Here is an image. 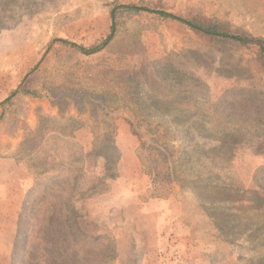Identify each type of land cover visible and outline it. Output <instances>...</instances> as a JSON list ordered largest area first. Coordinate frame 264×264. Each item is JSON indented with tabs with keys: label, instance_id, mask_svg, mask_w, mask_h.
Returning a JSON list of instances; mask_svg holds the SVG:
<instances>
[{
	"label": "rangeland",
	"instance_id": "obj_1",
	"mask_svg": "<svg viewBox=\"0 0 264 264\" xmlns=\"http://www.w3.org/2000/svg\"><path fill=\"white\" fill-rule=\"evenodd\" d=\"M117 4L264 38V0H0V103L30 91L4 116L0 108V264H17L20 215L44 155L58 157L50 175L66 170L85 194L82 229L116 244L111 264H264V208L253 195L264 191V67L251 51L216 48L147 14L120 18L113 42L93 56L59 43L103 41ZM140 126L166 133L180 158L173 188L156 185L168 200L152 197ZM39 129L51 134L37 151L25 142Z\"/></svg>",
	"mask_w": 264,
	"mask_h": 264
},
{
	"label": "trees",
	"instance_id": "obj_2",
	"mask_svg": "<svg viewBox=\"0 0 264 264\" xmlns=\"http://www.w3.org/2000/svg\"><path fill=\"white\" fill-rule=\"evenodd\" d=\"M144 14L153 15L162 20L177 21L192 31L210 37L216 48L238 47L251 51L254 60L264 67V38L254 37L244 31H234L228 25L213 19L184 18L157 7L143 5H114L110 11V32L100 43L91 47L65 40H60L59 43L83 55H96L104 51L115 39L118 25L121 22L120 18H124L126 21ZM29 92V90L14 91L9 98L1 102L2 116L6 113L8 105H14L16 98L30 95ZM78 100L81 102L79 104L86 105L89 103L90 97L88 93L82 92L78 96ZM106 102L108 101L104 100V103ZM96 107L99 110V105ZM2 122L3 120H0V124ZM12 124L17 129L19 120H14ZM62 132L63 130L60 133ZM50 134L51 131L46 134L39 129L35 133H30V136L34 137L25 143L36 144L38 147H35V150L38 151L43 147ZM137 134L140 135L141 143L144 146L142 148L141 145L137 149L138 160L153 175L152 184L155 186V190L152 191V197L168 200L169 192H161V189L156 188V185H163L170 190L173 188L180 175L177 170L180 158L175 156L173 147L162 140L166 133L154 137L160 134V129L154 131L150 126H140V131ZM44 156L46 157L42 159L41 163L44 169L33 170L32 176L35 184L27 193L23 203L19 234L15 242L16 263L111 264L113 258L117 257V247L116 244L112 245V238L90 236L81 227L82 215L78 210V204L80 203L79 199L85 194H80L71 187V178L66 170L59 167L55 171L56 173L50 175L52 171L46 168L58 157ZM161 165L166 169L164 173L161 171ZM253 195L258 208H264V191L262 193L254 191Z\"/></svg>",
	"mask_w": 264,
	"mask_h": 264
},
{
	"label": "crops",
	"instance_id": "obj_3",
	"mask_svg": "<svg viewBox=\"0 0 264 264\" xmlns=\"http://www.w3.org/2000/svg\"><path fill=\"white\" fill-rule=\"evenodd\" d=\"M154 203L158 204L159 201H152V202H151V204H154ZM159 204H160V203H159ZM147 205H148V204H147Z\"/></svg>",
	"mask_w": 264,
	"mask_h": 264
}]
</instances>
